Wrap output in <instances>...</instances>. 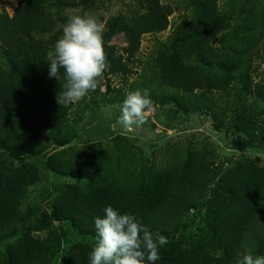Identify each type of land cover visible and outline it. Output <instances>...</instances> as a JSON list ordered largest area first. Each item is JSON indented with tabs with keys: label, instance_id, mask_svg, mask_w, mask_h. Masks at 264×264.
<instances>
[{
	"label": "trees",
	"instance_id": "obj_1",
	"mask_svg": "<svg viewBox=\"0 0 264 264\" xmlns=\"http://www.w3.org/2000/svg\"><path fill=\"white\" fill-rule=\"evenodd\" d=\"M53 1L23 0L11 18L0 16V43L7 61L6 68H0V244L6 243L0 264H58L62 253L59 264H88L96 243L94 218L109 205L135 214L150 231L167 238L156 264H236L239 252L264 255V167L237 164L223 173L222 164L214 165L208 154L188 151L175 152L169 165L159 170L121 136L104 153L57 151L75 136L76 122H67L74 104L63 107L57 102L64 90L63 70L60 79L50 78L45 62L49 48L43 37L52 30ZM137 2L143 8L140 19L133 25L111 23L103 39L105 45L112 35L123 34L128 58L142 35L166 30L171 14L159 0ZM191 9L192 18L175 27L159 52L156 68L161 85L196 97L192 112H197L208 108L197 91L226 90L220 79H209L207 70L217 67L226 76L231 65L226 47H215L227 31L226 17L213 0H194ZM126 70L125 63H117L109 72ZM254 89L264 116V83ZM66 154L73 157L65 161ZM44 155L51 156L50 171L87 182L66 184L52 199L50 212L43 211L32 222L21 202L39 173L31 164L16 167L12 160ZM199 208L204 210L203 227L196 237L182 235L184 216ZM69 230L80 241L65 249ZM35 231L46 236L34 237Z\"/></svg>",
	"mask_w": 264,
	"mask_h": 264
},
{
	"label": "rangeland",
	"instance_id": "obj_2",
	"mask_svg": "<svg viewBox=\"0 0 264 264\" xmlns=\"http://www.w3.org/2000/svg\"><path fill=\"white\" fill-rule=\"evenodd\" d=\"M21 1L0 0V16L11 18ZM159 1L171 10L166 30L142 35L130 58L124 51L127 42L123 34L109 38L104 45L106 68L98 78V87L74 104L67 122H76L75 136L68 144L57 147V151L75 149L83 154H90L91 151L101 153L110 150L114 138L121 136L128 138L148 163L159 170L169 165L175 152L185 155L188 151L208 154L207 159L214 165L222 164L223 173L237 164L264 167V134H258L264 129L263 104L254 89L256 84L264 83V0H213L226 17L227 28L219 36L215 47H226L231 67L226 68L229 69L226 76L217 67L207 70L209 79L212 82L213 79H220L226 90L197 91L196 95L201 94L208 103L207 109L197 112H192L196 97L161 85L156 68L157 56L175 27L181 21L192 18L194 0ZM142 12L143 8L137 0H88L86 3L54 0L50 8L52 30L43 38L50 50L62 36V27L69 15L88 14L104 25L102 35L105 39L110 34L108 25L113 22L133 25ZM3 49L0 43V68L7 65ZM111 53L115 58H110ZM117 63L126 64L125 74H110V67ZM136 89L148 90L152 111L146 114L143 125L125 131L116 124V120L126 95ZM50 155L12 160L16 167L31 164L39 173L38 181L29 187L21 202L22 212L32 222H37L43 211L50 212L52 199L62 192L66 184L87 182L58 176L50 171ZM71 157L66 154L63 158L68 161ZM203 219L202 208L191 210L182 220L180 233L196 237L204 225ZM68 232L63 242L65 249L80 241L72 231ZM33 235L43 238L46 233L35 231ZM5 248L6 243L0 244V252L4 253ZM63 259L64 253L57 263Z\"/></svg>",
	"mask_w": 264,
	"mask_h": 264
},
{
	"label": "clouds",
	"instance_id": "obj_3",
	"mask_svg": "<svg viewBox=\"0 0 264 264\" xmlns=\"http://www.w3.org/2000/svg\"><path fill=\"white\" fill-rule=\"evenodd\" d=\"M104 25L88 14L69 15L62 27V36L46 54L49 77L65 81L57 102L63 107L76 104L98 87V78L106 68ZM152 100L147 89L129 92L120 106L116 124L125 131L140 127ZM102 216L94 218L96 243L88 253V264H156L159 249L167 238L154 233L135 214L122 213L106 206ZM236 264H264V255L250 251L237 254Z\"/></svg>",
	"mask_w": 264,
	"mask_h": 264
}]
</instances>
